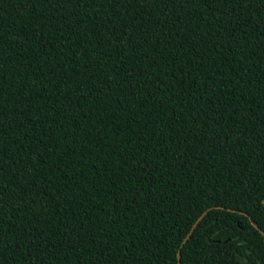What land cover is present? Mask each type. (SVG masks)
I'll return each mask as SVG.
<instances>
[{"label": "trees", "instance_id": "1", "mask_svg": "<svg viewBox=\"0 0 264 264\" xmlns=\"http://www.w3.org/2000/svg\"><path fill=\"white\" fill-rule=\"evenodd\" d=\"M179 254L264 264V0H0V264Z\"/></svg>", "mask_w": 264, "mask_h": 264}, {"label": "water", "instance_id": "2", "mask_svg": "<svg viewBox=\"0 0 264 264\" xmlns=\"http://www.w3.org/2000/svg\"><path fill=\"white\" fill-rule=\"evenodd\" d=\"M187 239H189V236L187 237ZM179 264H180V254H179Z\"/></svg>", "mask_w": 264, "mask_h": 264}]
</instances>
